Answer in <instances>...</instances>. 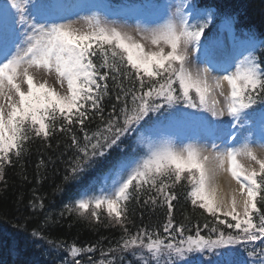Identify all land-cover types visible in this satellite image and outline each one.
<instances>
[{
  "label": "snow or ice",
  "instance_id": "snow-or-ice-1",
  "mask_svg": "<svg viewBox=\"0 0 264 264\" xmlns=\"http://www.w3.org/2000/svg\"><path fill=\"white\" fill-rule=\"evenodd\" d=\"M214 17L192 0L120 13L100 0L0 4V182L35 139L71 133L78 155L67 181L135 136L132 157L118 158L96 191L64 206L89 222H100L104 210L123 230L98 264H117L124 253L137 264H264V38L237 35L226 16L233 48L218 60L202 40ZM193 53L206 66L192 67ZM109 81L121 106L113 105L105 119ZM96 116L102 127L89 134L86 121ZM73 126L83 131V144ZM181 127L193 135L181 140L174 134ZM221 176L228 177L225 185ZM178 186L210 222L189 226L174 219ZM142 197L146 206L166 208L162 231H128L129 202ZM32 206L42 208L43 201ZM31 236L66 251L60 264H81L78 257L96 248L50 240L37 230Z\"/></svg>",
  "mask_w": 264,
  "mask_h": 264
},
{
  "label": "trees",
  "instance_id": "trees-1",
  "mask_svg": "<svg viewBox=\"0 0 264 264\" xmlns=\"http://www.w3.org/2000/svg\"><path fill=\"white\" fill-rule=\"evenodd\" d=\"M203 3H213L214 0H200ZM224 9L240 14L242 22L256 29L264 28V0H216ZM110 92L103 102L104 117L121 106L115 100L116 89L109 81ZM102 127L101 119L96 116L86 121L85 130L91 134ZM73 132L84 143L83 131L79 126H73ZM135 144V136L129 135L123 139L119 149H113L96 167L86 171L83 176L65 180L73 159L78 155L72 145L71 133L57 132L47 141L35 139L28 145L26 154L5 169V182H0V264H58L63 252L52 251V246L42 240L33 238L34 230L40 231L50 240L63 241L65 244L77 243L80 247L95 245V251L86 252L80 256L81 264H93L105 260L108 249L115 248L123 235V230L111 224L104 210H101L100 222H89L76 213H67L64 206L86 191L94 178L106 171ZM43 162V163H41ZM178 186V199L174 201V219L180 223L191 225L197 220L204 223L211 217L201 215L199 210H193L190 202L182 194ZM43 201V207H33L32 202ZM129 217L126 226L130 233H135L141 227L149 230L154 228L162 231L166 222V208L140 202H129ZM64 213L61 215V213ZM187 217V219H186ZM35 240V243L32 241ZM66 252V251H65ZM119 255V254H118ZM69 259H71L69 257ZM137 264L129 253L123 254V260L117 264Z\"/></svg>",
  "mask_w": 264,
  "mask_h": 264
},
{
  "label": "rangeland",
  "instance_id": "rangeland-1",
  "mask_svg": "<svg viewBox=\"0 0 264 264\" xmlns=\"http://www.w3.org/2000/svg\"><path fill=\"white\" fill-rule=\"evenodd\" d=\"M79 2V1H78ZM78 2H74V4L78 3ZM170 2H175V0H166V3H170ZM4 3V0H0V4H3ZM73 4V5H74ZM74 11H78L76 9H73ZM123 18L124 17H117V18H113V19H121V21L123 22ZM128 23L129 24H134V20L132 19H128ZM145 45H146V48L147 49H150L152 47V45L150 44L149 41H144ZM228 48H229V42H228V31L226 30H223V34H222V44L220 45H216L215 44V50L221 55H225V53L228 51ZM197 56L196 53H193V60H192V67H204L206 66L205 64H203L200 60H197L195 57ZM215 74V73H214ZM48 79L50 80V82H52V78L51 77H48ZM227 87V86H226ZM223 122H224V125L227 126V123H228V117L225 116L222 118ZM181 128H184L183 131H174V134L176 136H178L181 140H183L184 137H191L193 135V131L192 129L190 128H187V127H181ZM178 143L180 142V140L177 141ZM186 142V141H185ZM202 143L204 141H201ZM242 163H245V164H248L250 163L247 159L245 158H242ZM227 180L224 179V184H226Z\"/></svg>",
  "mask_w": 264,
  "mask_h": 264
},
{
  "label": "bare ground",
  "instance_id": "bare-ground-1",
  "mask_svg": "<svg viewBox=\"0 0 264 264\" xmlns=\"http://www.w3.org/2000/svg\"><path fill=\"white\" fill-rule=\"evenodd\" d=\"M220 183H221V185H225V184H224V176H221V177H220Z\"/></svg>",
  "mask_w": 264,
  "mask_h": 264
}]
</instances>
